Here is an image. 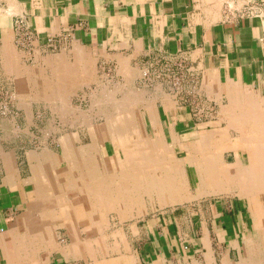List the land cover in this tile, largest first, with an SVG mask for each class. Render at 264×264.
<instances>
[{"label": "crops", "instance_id": "0c3cea01", "mask_svg": "<svg viewBox=\"0 0 264 264\" xmlns=\"http://www.w3.org/2000/svg\"><path fill=\"white\" fill-rule=\"evenodd\" d=\"M19 17L40 40L59 38L72 48L79 46L86 49V53L98 54L99 59H115L117 66L122 55L127 61L123 60V66H118L121 69L118 73L124 78L123 68L131 71L132 65L147 66L149 61L161 58L189 59L194 71L201 75V90L219 103L220 108L223 103V106L232 103L233 98V103L244 102L241 97L248 93L251 97L246 101L248 106L264 110V40H261L264 37V0H0V42H13ZM71 59L75 61L73 53ZM68 61L74 62L70 57ZM133 75H137L134 69ZM183 85L191 84L188 81ZM170 97L158 88L154 97L156 110L144 97V105L138 108L144 137L152 144V171L159 172L162 164L183 186V193L177 192L154 217L147 253L154 255V261H162L179 253L182 244L188 241L202 243L198 248L201 251H209V246L214 251L239 255L254 227L250 193L238 192L245 187L238 177L229 181L223 175H220L219 191L204 178L202 187L197 178V165L189 159L191 152L193 155L199 153L196 150L210 133L213 136L210 147L212 150L217 147L221 153L217 167L224 169L227 164L235 171L243 169L240 151L248 152L232 142L236 143L242 133L264 134L261 129L264 111L250 132H240L229 127L222 117L193 119L181 106L173 104ZM184 98L185 95L182 96L183 104ZM148 104L150 106L145 107ZM158 142H162L163 148ZM161 156H164L163 162H158ZM247 157L249 167V155ZM7 164L0 169V264H21L20 254L32 252L31 233L45 235L50 226L48 219L55 213L42 205L56 201L51 196L35 194L32 165L27 170L14 160L12 153L11 163ZM191 172L197 179L193 192L189 190ZM190 193L194 194L193 198ZM34 209L45 214L44 221L32 218ZM194 218L199 223L197 229ZM24 230L27 235L22 236ZM21 241L25 248L17 254Z\"/></svg>", "mask_w": 264, "mask_h": 264}, {"label": "rangeland", "instance_id": "374dc122", "mask_svg": "<svg viewBox=\"0 0 264 264\" xmlns=\"http://www.w3.org/2000/svg\"><path fill=\"white\" fill-rule=\"evenodd\" d=\"M4 46L5 45L0 42V169L8 165V158L6 159V156L10 157L9 161L11 162V153L14 160L21 163L27 170L31 169V167H29L31 164H40L43 167L50 158L48 156L49 154L51 158L55 160L53 164L54 169L64 168L66 163L61 158V155H63V148L60 143L61 136L71 131L79 132V134L82 133L80 136L85 135L89 126H87L88 120L89 122L91 120L92 124L96 122L97 124L105 122V117L99 114V107L97 105L98 108L95 106L96 102L92 98L97 96V101H102L101 89H106L107 93L108 89H112L109 93L112 92V96H115L117 99L123 97V94L119 91V94H114L113 87L127 84V82L124 83V81H126L125 79L128 77L124 78L118 73L119 69L115 59H99L100 56L98 54H93V56L97 57L94 63L97 74H101L100 76L102 77L104 75L103 78L99 76L96 77L98 78L97 80L101 79V84L97 86L96 83H90L89 86L88 84H82L76 87L72 83H65L63 85L65 88L71 87L73 89L68 101H70V104L72 103V107H74V105L75 107L78 106L75 111L81 110L79 113L81 117L77 118V116L70 113L64 114L62 109L61 111L57 110L60 105L62 106V102L57 99L52 101L45 97L47 93H40L39 86L34 84V87L33 85V82L39 77L37 78L34 74H31L33 71H40L39 74L42 75V78H50L52 76L51 67L43 61V57L47 55L54 56L65 52L64 54L68 55L70 60L74 61L71 57L73 48L76 47L72 48V45L61 42V40L56 37H53L50 41H43L35 34L34 36L26 37L24 34L18 32L9 46L15 52V55L18 56V58L20 57L21 77L26 79L25 91L18 87V76L6 64ZM85 52H87V50ZM165 62L168 63L166 64ZM165 62H160L159 65L152 64L153 66L151 63H154V61H149L150 64L147 66L132 65L131 71L133 72L134 69L137 75L130 76L132 79L129 77L131 80H128L126 86L141 92L145 101H150L155 110L156 105L154 103V97L156 96V91L160 88V90L171 96V99L173 98V104L181 106V109L186 111L193 119L201 118L210 120L214 117H219V103L216 104L215 101L207 97L205 95L206 93L201 90V75L194 71L192 61L186 58H175L174 61ZM26 68L25 75L22 69ZM187 69H191V72H187ZM166 70L167 72H165ZM188 81L191 85H186L185 87L183 84H187ZM102 85H104V88H101ZM34 88L36 93L32 90ZM186 89L189 91H185ZM99 93L101 94L99 95ZM183 95H185L184 99H186L185 104H183L184 101L182 100ZM52 104L56 106H52ZM89 105H92V108ZM57 106L59 107L57 108ZM144 110L146 111V109ZM82 116H84L85 119L82 118ZM61 118H63V121ZM99 125L103 126L102 124ZM143 126L144 130L147 131L148 128L146 125ZM232 143L234 146L238 144L246 151L240 139L237 140L236 143ZM214 148L217 152V147ZM98 149L97 155L102 160L107 157L110 158L109 156L116 151L115 146L112 145L110 140H105L104 144L102 142ZM104 149L109 156L105 154ZM48 151L51 152L49 153ZM119 151L122 155V150L120 148ZM219 154L221 158L220 151L218 152V155ZM46 155L48 157H46ZM239 158L243 162L241 168L248 167L247 154L240 151ZM191 175V188H189V190L193 192L197 179L194 177V172H191ZM238 192L242 193L243 189H239ZM145 195L146 194L139 199V202H133L132 200L128 204L123 203V205H112L109 201H106L109 204L108 206V204L102 202H95L89 215L91 220L85 223L77 220L75 233L79 241L76 243H71L72 236L67 231V228L63 226L64 224L61 225L60 213L56 208L55 213L48 219V221H50V226L48 227L50 233L49 244H44L43 237L38 234H32V245H30L32 252H22V254H20L19 259L22 260L21 264H29L31 261V264H255V262H257L256 264H264V192L255 195L248 194L252 201L251 208L254 216V227L244 243L241 242V244L243 243L244 245L239 255L231 251L225 253L220 250H211V247L207 246V243H205V246L210 250L201 251V249L198 248L202 246V243H196L194 241L196 244H193L192 242L185 241L179 253L176 252L162 261H154V255H149L147 250L149 249L148 241L152 238L151 231L153 219L156 217L157 212L163 211L165 207L163 200L159 199L156 195H151L150 193L149 195ZM107 206L108 208H106ZM131 211L132 213H130ZM33 212L32 218L34 220L38 219V221H40V219H43L44 213L41 210L34 209ZM195 220L196 218H194L193 221V223L195 222L194 228L197 229L199 223ZM84 225L86 229L83 230ZM22 233V236H24L26 230ZM26 238L28 239V237ZM212 246L213 249H216L214 244H212ZM57 248L60 250H57Z\"/></svg>", "mask_w": 264, "mask_h": 264}, {"label": "bare ground", "instance_id": "6f19581e", "mask_svg": "<svg viewBox=\"0 0 264 264\" xmlns=\"http://www.w3.org/2000/svg\"><path fill=\"white\" fill-rule=\"evenodd\" d=\"M3 44L5 45L4 53L6 55V64L18 76L17 77L18 87L20 89L25 90L26 88L25 80L26 79L21 77L22 72L20 71L21 65L19 63L20 57L18 58V56L15 55V52L9 46L10 43L3 42ZM74 47H76V48H73V51H72L75 57L74 62L68 61V56L64 54L65 52L54 55V56L47 55L43 57V61H45V63L51 67L50 69L52 72L51 73L52 76L50 78H42V75L39 74L40 71H35V72L33 71V73L31 72V74H34V76L37 78L39 77L37 80H35L34 78L35 81L33 82V85L35 84L39 86L38 88L40 89V93L41 92L43 94L47 93L46 94L47 96L45 97L51 99L52 101L54 99H57L62 102V106L61 105L60 107L57 106V108L59 107V109L57 110L61 111L62 109V112L64 114L70 113L72 115L77 116L78 118V117H81V114L79 115L81 110H77L78 112L75 111V109L78 106L76 105L77 107H75L74 105V107H72L71 106L72 103L70 104L69 103L70 101H68L70 98L69 97L70 93L72 92L73 89L69 86H68L69 88L67 87L65 88L63 87V85L65 83L67 84L72 83L76 87L82 84H88L89 86L90 83H96L97 86H99L102 81H100L101 79L97 80L98 78L96 77L99 76L103 78L104 75L103 77L100 76L101 74L98 75L94 68L96 56L86 53L85 52L86 50H84L82 47H79V46L78 47L74 46ZM119 56L120 55H118V57ZM78 57L79 58L85 57V58L79 59ZM121 58H122V61L123 60L125 62L127 61V58L124 59L122 55H121ZM122 61H118L120 62V64L118 65L119 67L121 65L123 66V64L121 63H124V62ZM125 68H128V67H125ZM23 70L25 72L23 73L26 75L27 68L22 69V71ZM123 70H124L123 72L125 73L124 75L128 77L127 79H125L126 81H124V83L127 82L128 84V80L132 79L130 76H133V72L131 73L129 68L128 70L127 69L125 70L123 68ZM129 77L131 79H129ZM127 84H122L119 87L118 86L113 87L114 94L118 93V91L121 94H123L122 95L123 97L121 98L118 97L119 99L115 98V96H112L113 95L112 92L109 93L110 91H112V89H108V93L106 89L104 90L101 89L102 101H97L96 99L98 98L97 96L92 98L96 102L95 106L97 105L99 107V111H98L99 114L105 117L104 118L106 119L105 122L98 123V124L96 122L95 124H92L91 120L90 122L88 120L87 126L88 125L89 126H88V130L85 135L80 136V134L82 133L79 134V132L71 131L70 133H66L65 135H62L61 138L59 137L61 139V142H60L61 146L63 148V155H61V158L66 163L64 168L54 169L53 164L55 160L54 158L52 159L49 154L51 151H48L49 153H46V154H49L48 156L50 158L48 159V162L45 165H43V167L40 164L33 165L30 163L32 165V170L34 174L33 180H35V194L40 197L51 196V198L54 199L53 201H56V203L49 204L48 206L43 204L42 207L43 206L48 207L52 209L53 211H55V209L57 208L58 212L60 213L61 225L64 224L63 226L67 228V231L72 236L71 243H76L79 241L76 238V233H75V228L77 226L76 225L77 220H80V222L83 221L84 223L89 222L91 220V217L89 215L91 213L92 206L95 204V202L96 203L102 202V203L108 204L107 202L109 201V203L112 205L113 204L123 205V203L128 204L132 200L133 202H136V201L139 202V199H141L144 194L149 195L150 193L151 195L154 194L159 199H162L164 202L163 204H165V202L171 201L172 197L175 194H177V192L181 191L182 189L181 187H183L181 186V184H179V182L173 179L174 174L172 176V173L168 170V168L165 166H162V164H160L158 167L159 172L152 171V165L154 164V159L152 155V144L150 141H148L144 137V134L141 128V120H140L141 117L139 113V109H140L139 107L141 105L142 106L144 105L143 99H142L143 96L141 92L128 88L126 86ZM102 87L104 88V85H102L101 88ZM32 90H34L35 92V88ZM100 94L101 93H99V95ZM163 95L165 94H162V96ZM34 99H37V98H34ZM241 99H243L244 102H241L239 104L235 103V101L233 103L232 100H231L232 103H230L229 105L228 103L226 106L225 105L223 106L220 104L221 108L219 110V113H220L219 115L222 117V119L228 121L227 123L229 127L231 125V127H234L235 129H239L240 132H242V130L243 131L251 130L255 120L261 117L262 116L261 113L262 111H264L262 108L254 109L248 106V102L246 101L251 99L248 93H244ZM167 103L169 104V102ZM54 106L56 105L54 104ZM89 106H91L92 108V105H89ZM149 106H150L149 104L145 105V107L147 108ZM84 116H82V118H84ZM263 119L264 118L261 117V120ZM61 120L63 121V118H61ZM99 124H102L103 126ZM258 126L260 127V125ZM261 129H264V127L263 128L261 127ZM261 129L258 128V130L260 131ZM251 132L240 134V141H241L242 146L248 152L247 154L249 155L250 165L248 164L249 167L247 168L244 167L243 169L236 170V171L235 169L228 168V166H226L227 164L223 166L224 169H219V166L217 167V162L219 161V159H221L220 154L218 155L219 151L216 152L214 148L212 150V148L209 145L211 142V138H213L212 134L209 133L206 135V137L204 138L205 140L203 141V145L197 150L195 149L199 153L197 155L195 154L193 155V153L191 152L192 156L189 159V162H194L197 165V170L199 174V177L197 176V178H200V185H202V187L204 185V180H203L204 178V179L210 180V185L213 187V189L219 188V186L221 185L220 175H223V177H225L229 181L235 180V178L238 177L237 179L241 180L239 182L241 186L243 185L245 186V187H241V189L245 190L247 193L255 195V194H259L260 192L261 193L264 192V134H259L261 132H257L256 133L257 135H256ZM105 139L110 140L112 145L115 146L116 151L110 158L107 157L102 160L101 158L98 157L97 150H99L98 148L100 144L104 142ZM83 141H85L86 143ZM158 144L161 148H163L162 142H158ZM119 148L122 150V155H121V152L119 151ZM48 156L46 155V157ZM33 157H36V156H33ZM162 157L164 156H161V159L158 160V162H163ZM7 158H8L7 163H11L9 161L10 157L6 156V159ZM169 162L170 161H168V163ZM220 168H222V165L220 166ZM189 196L190 198H193L194 194L190 193ZM108 206L106 208H108ZM130 213H132V211ZM43 219H45V214L43 215ZM84 227L85 225L83 226V230L86 229ZM33 234H36V232L35 233L33 232ZM49 234L50 233L48 229L45 235L42 236L43 241L44 243H46V245L49 244L48 243ZM25 235H27V233ZM24 248H25V245L21 241L17 247V254L18 253L20 254V252ZM58 250L60 249L58 248ZM91 263H92V260H91ZM256 263L257 262H255V264Z\"/></svg>", "mask_w": 264, "mask_h": 264}, {"label": "built area", "instance_id": "2783aa9c", "mask_svg": "<svg viewBox=\"0 0 264 264\" xmlns=\"http://www.w3.org/2000/svg\"><path fill=\"white\" fill-rule=\"evenodd\" d=\"M249 10V9H248ZM248 10H246L245 12H247ZM251 10V8H250ZM15 29H16V32L18 33H22L24 34L26 37H31V36H34L35 34V31L29 29L26 25H25V21L22 17H19L17 20H16V26H15ZM261 40H264V37L261 38ZM175 58H161L157 61H154V65H159L160 62H165V61H174ZM166 64L168 62H165ZM183 71V70H181ZM191 69H187V72H190ZM167 72V70L165 71ZM176 74V73H175ZM178 75V73H177Z\"/></svg>", "mask_w": 264, "mask_h": 264}]
</instances>
